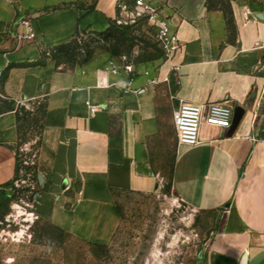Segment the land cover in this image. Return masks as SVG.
I'll use <instances>...</instances> for the list:
<instances>
[{"label":"crops","instance_id":"obj_1","mask_svg":"<svg viewBox=\"0 0 264 264\" xmlns=\"http://www.w3.org/2000/svg\"><path fill=\"white\" fill-rule=\"evenodd\" d=\"M119 1L0 0V75L13 66L3 90L45 104L37 161L49 183L27 214L79 241L108 244L120 224L115 193L157 191L167 154L177 198L223 212L206 264H264V0H230L232 27L209 0H168L161 13L183 50L133 64L131 73L114 74V57L101 54L71 70L50 59L35 65L77 30L104 32ZM87 102L101 109L90 116ZM220 102L244 112L233 134L203 123L197 146L179 145V106ZM17 138L15 114L0 116V189L14 181Z\"/></svg>","mask_w":264,"mask_h":264},{"label":"rangeland","instance_id":"obj_2","mask_svg":"<svg viewBox=\"0 0 264 264\" xmlns=\"http://www.w3.org/2000/svg\"><path fill=\"white\" fill-rule=\"evenodd\" d=\"M135 1L118 3L126 7L123 11L118 7L121 26L127 27L126 36L115 29L101 35L87 31L80 37L81 47L87 44L95 54L114 57L121 63L123 57L130 64L162 59L155 36L156 25L135 7ZM146 1L157 11L168 4V0ZM209 5L231 14L230 0H209ZM79 54L82 57V51ZM61 67L67 65L61 64ZM17 102L25 109L19 115L18 169L13 183L0 189V264L207 263L210 246L221 231L223 212L195 211L177 198L170 184L171 156L167 154L161 156L166 163L164 179L157 191L115 193L120 224L108 244L79 241L47 221L27 214L34 196L49 183L37 161L45 104L43 101ZM155 158L160 159V156L156 154Z\"/></svg>","mask_w":264,"mask_h":264},{"label":"built area","instance_id":"obj_3","mask_svg":"<svg viewBox=\"0 0 264 264\" xmlns=\"http://www.w3.org/2000/svg\"><path fill=\"white\" fill-rule=\"evenodd\" d=\"M135 7L141 9L148 20L156 25V41L163 53V60L173 59L184 48L183 44L179 41L177 35L170 29L168 20L161 14V11H157L146 0H136ZM120 9H126L125 6H118ZM121 15V14H120ZM118 25L123 22L118 18L116 20ZM22 24L28 25V22L22 21ZM26 38H30V35H26ZM123 62H119L116 58H113L110 65L114 74L120 73L121 70L131 73L133 71V64L126 62V58L123 57ZM178 70V67H174ZM260 70H264V65ZM89 108V115H95L101 106H91L89 102L86 103ZM234 117V108L230 106L228 102L214 103L210 105H197L190 103H182L179 108L174 112L173 122L176 130L177 141L179 145L186 147H195L200 143V130L201 125L206 123L211 126H217L223 129H229L232 126Z\"/></svg>","mask_w":264,"mask_h":264},{"label":"trees","instance_id":"obj_4","mask_svg":"<svg viewBox=\"0 0 264 264\" xmlns=\"http://www.w3.org/2000/svg\"><path fill=\"white\" fill-rule=\"evenodd\" d=\"M96 9L94 5L90 6L88 8V12H92ZM227 22L230 26L231 23V14L227 15ZM111 29H115L117 31H123L122 35L126 36L124 30L127 29V27H123L121 25H117L116 21H111L109 24V27L104 32H93L88 31L92 34L98 33V35L109 33ZM87 31H79L77 30L72 37V39L64 44L58 45L50 50L42 51L41 52V61L35 63V65H42L45 63L46 59H50L55 63V66L57 68L61 67V64L67 65L66 70L74 69L77 66H83L90 62V60L93 58L95 51L90 49V46L85 44L84 47H81L80 43V37L81 35H84ZM82 51V57H80L81 54L79 52ZM79 59V60H78ZM137 64V63H136ZM13 66H8L0 75V116L13 112L15 114V120H16V126H17V132L19 129V122H20V113L22 110L25 109V106L20 107V103L16 100L12 99L11 97L7 96L6 93L3 90V81L7 77L9 70ZM45 116V109L43 118L41 121V132L43 129V120ZM19 135V132H18ZM20 136V135H19ZM41 142V137H40ZM39 142V144H40ZM17 159H16V165H15V173L17 172Z\"/></svg>","mask_w":264,"mask_h":264},{"label":"water","instance_id":"obj_5","mask_svg":"<svg viewBox=\"0 0 264 264\" xmlns=\"http://www.w3.org/2000/svg\"><path fill=\"white\" fill-rule=\"evenodd\" d=\"M243 110H241L239 107H235L234 108V117H233V123L232 126L230 128V133L229 135L233 134V132L235 131V129L237 128L239 122L241 121L242 117H243Z\"/></svg>","mask_w":264,"mask_h":264}]
</instances>
